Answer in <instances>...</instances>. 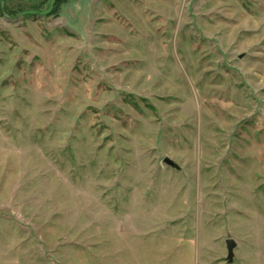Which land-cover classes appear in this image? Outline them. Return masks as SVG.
Wrapping results in <instances>:
<instances>
[{
    "label": "rangeland",
    "instance_id": "374dc122",
    "mask_svg": "<svg viewBox=\"0 0 264 264\" xmlns=\"http://www.w3.org/2000/svg\"><path fill=\"white\" fill-rule=\"evenodd\" d=\"M50 1L0 0V264H264V0Z\"/></svg>",
    "mask_w": 264,
    "mask_h": 264
},
{
    "label": "water",
    "instance_id": "95a60500",
    "mask_svg": "<svg viewBox=\"0 0 264 264\" xmlns=\"http://www.w3.org/2000/svg\"><path fill=\"white\" fill-rule=\"evenodd\" d=\"M55 1L56 0H51L48 10L41 12L40 14L45 15V14L49 13L51 11V9L53 8ZM35 13L36 12H29L28 14H35ZM162 163L171 167V168H175V169L178 168L177 165L168 158H164ZM225 245H226V250H227L226 261H227V263L230 264L233 261V250L235 249L236 244L232 239H227L225 241Z\"/></svg>",
    "mask_w": 264,
    "mask_h": 264
}]
</instances>
